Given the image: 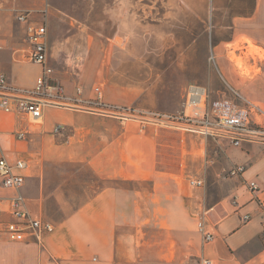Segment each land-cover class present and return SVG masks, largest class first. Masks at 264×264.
Masks as SVG:
<instances>
[{
  "label": "crops",
  "instance_id": "1",
  "mask_svg": "<svg viewBox=\"0 0 264 264\" xmlns=\"http://www.w3.org/2000/svg\"><path fill=\"white\" fill-rule=\"evenodd\" d=\"M21 2L26 3L27 9H33L39 0H0V75H6L18 88H34L41 69L24 62L32 48L27 24L12 19V10L20 7ZM253 3L252 12L240 18L251 22L250 29H240L235 22L228 27L234 31L233 39L221 40V46L244 36L264 51V0ZM188 8L195 13L193 5ZM29 22L41 24L33 16ZM58 39L56 42L60 44ZM50 41L53 43L48 34ZM260 61L264 65V60ZM220 63L227 70L225 54L220 56ZM261 75L255 78L258 81L254 87L248 88V95H260L261 100L254 103L264 111V68ZM78 87L83 89L85 99L95 98V86L92 92ZM78 87L71 96L77 95ZM127 123L120 117L85 109L47 108L42 118L33 123L18 110L6 113L0 109V157L27 163L23 172L26 183L21 190L26 199L24 208L34 219L55 228L40 240L27 237L12 242L19 244L10 246L14 249L12 254L4 249L0 264H117L120 191L115 185L103 186L73 207L72 198L68 200L62 185V170L79 163L100 181L152 182L154 192L162 198L173 197L181 213L189 207L198 218L207 214L214 241L203 244L193 226L192 238L178 245L172 256L164 254L157 264H200L201 258L213 264H264V141L243 142L235 147L224 137H206L184 128L165 127L161 129L166 130L163 147L175 157V167L160 170L157 142L160 128L152 126L141 133L126 128ZM59 124H66L73 131L65 141H61V134L54 133ZM19 133H25L27 139H20ZM239 166L245 172L230 176V171ZM192 180H202L204 185L193 186ZM252 181L259 185L258 192L249 188ZM11 195L13 199L17 193L0 184V215H5L8 223L15 221ZM53 206L57 211L55 217L49 214ZM246 216L250 220L245 221ZM178 230L182 228L174 231ZM5 236L8 239L7 232Z\"/></svg>",
  "mask_w": 264,
  "mask_h": 264
},
{
  "label": "rangeland",
  "instance_id": "2",
  "mask_svg": "<svg viewBox=\"0 0 264 264\" xmlns=\"http://www.w3.org/2000/svg\"><path fill=\"white\" fill-rule=\"evenodd\" d=\"M253 2L39 0L33 9H27L24 2L19 3L20 7L12 10V19L17 22L18 15L27 12L42 24L46 19L41 11L49 8L47 28L53 43L50 41L48 44L51 53L48 65L54 70L51 86H63L70 96L79 85L86 92H92L94 86H102L104 100L120 107L117 111L121 116L108 115L120 117L122 122H128L126 128L137 129L141 133L152 126L160 128L158 168L170 170L175 167V157L164 151L166 130L161 129L165 127L152 118L157 113L177 114L183 111L185 89L189 85L206 87L210 102L219 97L235 96L227 84L253 103L261 100L260 95H248V88L254 87L258 81L255 78L262 76L264 65L260 60H264L263 49L244 36L221 46V40L233 39L234 31L228 27L234 26L235 22L240 29H250L251 22L240 18L252 12ZM189 5L194 6L195 13L188 10ZM56 38L60 39V44ZM249 43L258 47L256 52H250ZM212 53L216 62L210 60ZM223 54L228 63L227 70L220 63ZM24 62L34 64L27 56ZM34 66L42 72L41 66ZM69 104L49 105L47 109L84 110ZM96 113L106 115L102 111ZM62 125V132L55 134H61V141H65L73 131L66 124ZM63 168L62 185L68 200L72 198L73 207L103 186L118 187L117 264H157L164 254L172 256L178 245L192 238L193 226L197 229V215L193 216L189 207L181 213L173 197L162 198L154 192L152 182L100 181L80 163ZM21 190H13L16 197L18 194L24 197ZM11 198L12 195L10 203L15 199ZM49 214L57 216L55 206ZM7 223L5 215H0V255L4 249L12 254L14 249L10 246L19 244L6 238ZM178 227L182 230L174 231Z\"/></svg>",
  "mask_w": 264,
  "mask_h": 264
},
{
  "label": "built area",
  "instance_id": "3",
  "mask_svg": "<svg viewBox=\"0 0 264 264\" xmlns=\"http://www.w3.org/2000/svg\"><path fill=\"white\" fill-rule=\"evenodd\" d=\"M46 21L40 25L30 23L29 13L18 15V21L27 24L26 29L31 43L29 59L42 67V72L34 88H18L13 85L6 75H0V109L6 113L18 110L27 116L33 123L38 122L44 114L47 106H64L65 104L83 107L87 111H102L106 115L120 114V107L108 104L104 98L102 86L95 88L96 97L85 99L81 87L77 89V95L69 96L63 86L52 87L50 79L53 77V69L48 65L50 55L48 47V17L49 8L41 11ZM211 61L216 62L212 54ZM228 86V84H227ZM235 95L232 98H220L210 102L206 88L197 85H189L186 90V99L183 111L177 114L157 113L152 120L164 127L184 128L192 132H200L206 137H224L233 146L239 147L243 142L264 141V111L252 101L245 99L236 90L228 86ZM242 104V105H241ZM91 109V110H90ZM114 110L115 112L105 111ZM191 111V113L189 112ZM121 116V114H120ZM64 126H56L54 133L62 132ZM20 139H27L25 133H19ZM1 147V144H0ZM25 161L11 162L6 156L0 157V180L6 189L20 192L26 183L24 170ZM244 167H236L230 171V176L242 175ZM191 185L203 186L202 180H192ZM252 192L260 190L256 181L249 182ZM24 197L21 194L12 200L14 222L7 225V237L11 242H21L27 237L40 240L45 234H51L55 228L44 221L34 219L30 212L23 207ZM245 221L250 220L246 216ZM207 214L202 213L197 223V230L202 237L203 244L214 241L215 235L207 225ZM264 232V224H263ZM200 264H213L211 260L201 258Z\"/></svg>",
  "mask_w": 264,
  "mask_h": 264
},
{
  "label": "bare ground",
  "instance_id": "4",
  "mask_svg": "<svg viewBox=\"0 0 264 264\" xmlns=\"http://www.w3.org/2000/svg\"><path fill=\"white\" fill-rule=\"evenodd\" d=\"M249 45H250V47H251L250 52H251V53H252V52H256V50L258 49V47L255 46V45H253V44H251V43H249ZM238 61H239V60H238Z\"/></svg>",
  "mask_w": 264,
  "mask_h": 264
}]
</instances>
